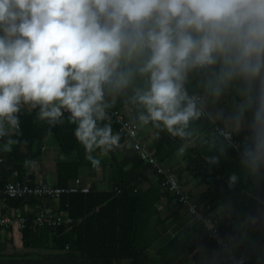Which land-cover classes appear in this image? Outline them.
<instances>
[{"label": "trees", "instance_id": "16d2710c", "mask_svg": "<svg viewBox=\"0 0 264 264\" xmlns=\"http://www.w3.org/2000/svg\"><path fill=\"white\" fill-rule=\"evenodd\" d=\"M150 57L151 51L146 47L133 48L131 45L125 47L109 81L102 85L103 100L99 106L120 110L126 119L133 123L138 124L139 118L142 117L144 125H153L158 131V138L150 150H155L153 155L159 162L167 164L177 151L183 149L188 167L193 166L199 170L204 180L209 183L210 190L214 192L207 205L209 209L202 211L198 204V213L203 217L213 216L219 221L220 236L232 247L237 257L250 258L246 264H264V226L258 228L252 224V219L264 209V166L251 160L248 153L251 151L244 152L237 134L232 132L236 146L232 141L219 136L215 128L222 125L203 115L201 106L193 98L203 90L230 92L244 106L246 114L259 112L264 126V54L259 58L253 57L247 66L238 58L235 50L213 53L212 63L209 64L199 65L189 62L182 70L180 79L185 84L187 93L180 87L181 99L177 111L191 107L194 114L186 124H178L171 130L162 122L153 121L139 100V97L151 88V73L143 71ZM196 76L205 79L204 83L215 79L218 82L217 89L205 88L204 84L197 86ZM19 108L20 111L16 114L19 117V132L15 131V134L10 136L17 141L11 146L12 157L19 150L20 141L29 143L40 141L44 135L52 133L61 143L63 152L77 151L80 157V163L77 165L84 163L92 165L89 160V163L84 160L85 149L74 136L76 125L70 122V113H64L60 118L62 122L52 124L46 119H40L41 106L38 104L31 112L23 103ZM132 112L138 114L139 118L133 120L129 116ZM99 116V113H94L93 118L97 119ZM97 124L98 127L110 125L113 134L119 136L118 144L113 146L111 154H114L120 145L129 141L128 135L120 132L119 126L112 123L110 118L100 117L97 119ZM253 135L255 145L259 148L264 147V127L254 131ZM192 140L196 143L187 146L186 142ZM0 150H3V145ZM132 150L133 155L130 156L129 162L118 161L116 158L110 161L113 181L117 188L121 189L119 194L114 190L62 196L56 201L61 202L62 211H69L75 223L70 227L60 226L56 229L30 226L22 231L25 246L32 248L52 246L46 240L53 231L55 242L53 246L57 250L69 246L71 252L87 256L91 260H128L129 264H143L144 259L147 258V249L160 237L159 227L166 221L161 216L159 204L169 196L174 204L180 207L183 205L178 202L177 197L164 188V177L158 174L152 165L144 162L133 147ZM95 151L91 153L92 156ZM257 154L264 156V150L257 151ZM128 166L130 169L127 170ZM149 168L156 175L151 187L146 192L134 191L131 187L135 178L132 171L137 169L148 171ZM66 171L60 166L58 174L60 187L66 186L69 175L73 176L72 171ZM232 177L235 179L233 180ZM178 180L182 185L179 177ZM214 199L227 205L228 218L221 219L219 215L211 213ZM27 200L33 203L37 199H7V202L12 206L20 207L21 203ZM97 207L98 210L94 211ZM28 217L32 220L35 215ZM81 218L84 220L79 222ZM200 230H205L212 239L202 220L196 219V223L181 237H174L158 251L160 262L175 264L182 256L189 253L192 250L193 238ZM242 234L247 239L237 243L238 236ZM212 241L219 249L218 261H220L221 248L214 239ZM245 246V251L239 252Z\"/></svg>", "mask_w": 264, "mask_h": 264}, {"label": "clouds", "instance_id": "9594fccd", "mask_svg": "<svg viewBox=\"0 0 264 264\" xmlns=\"http://www.w3.org/2000/svg\"><path fill=\"white\" fill-rule=\"evenodd\" d=\"M0 28V137L8 134L5 120L19 132L21 101L41 105L40 119L52 124L66 109L95 167L100 161L91 153L118 144L97 119L102 85L125 47L151 50L143 69L151 88L139 100L171 130L194 114L177 111V81L189 62L209 64L213 53L235 50L247 66L264 54V0H0ZM15 143L8 138L3 150Z\"/></svg>", "mask_w": 264, "mask_h": 264}, {"label": "crops", "instance_id": "0c3cea01", "mask_svg": "<svg viewBox=\"0 0 264 264\" xmlns=\"http://www.w3.org/2000/svg\"><path fill=\"white\" fill-rule=\"evenodd\" d=\"M227 93L230 95L229 99L232 107L227 111L221 109L218 110V107H215L212 112H209L203 106L200 94H197L196 96L200 99L199 103L203 110V115L209 116L215 123H218L228 131L237 134L240 147L244 152L251 151L248 152L251 160L254 163H262L264 166V156L257 154V151L264 150V147L259 148L255 145V138L253 135L254 131L264 127L262 118L259 117V115L258 117H255L259 112L246 114L244 112V106L237 100V98L230 92ZM22 103L30 112L33 111L37 105L31 103L25 104L23 101ZM129 116L132 117L133 120L139 118V115L134 112ZM138 122L141 127L139 131V139L147 146L149 151L153 153L155 150H150V148L156 143L158 131L153 125H144L143 120H138ZM6 129L8 134L4 137L3 145L10 136L15 134V130L11 129L8 124ZM203 137L204 135L202 138ZM194 143H196V141L192 140L186 142V145L191 146ZM132 155V141L129 140L127 143L120 145L119 148L114 151V154H111V152L104 154L97 149L93 154V157L98 159L100 163L95 167L93 165H86L85 163L77 165L80 163V157L77 151L63 152L61 143H59L57 137L52 133H47L40 141L31 143L24 140L20 141L19 150L14 157H12L10 151L6 152L0 150V156L3 158V162L0 163V188L13 182H20L29 186L42 184L58 186L60 183L58 174L60 172V166H62L64 170H67L66 172L72 171L71 173L73 174V176L69 175L67 177L66 186L74 185L77 180H80L81 185L90 187L93 192H112L117 186L113 181V171L110 166L111 159L116 158L118 161L129 162L130 156ZM84 160L85 162L88 161L86 157ZM166 165H169L174 173L180 178L184 192L189 194L193 200L200 205V209H203L202 211H204V209H209V206L207 205L210 203L211 194L214 192L210 190L209 183L207 180L203 179L204 176L198 172L199 170L195 169L193 166L188 167V160L186 159V153L184 150L181 149L177 151L171 161ZM126 169H130V166ZM152 171L151 168H149L148 171L142 169L133 170V178H135L133 184H131L132 189L134 191L141 190L146 192L156 179V175L153 174ZM226 206L225 203H220L217 199H214L212 202L213 212L211 213L213 215H219L221 219H226L228 218ZM159 208L161 210L162 218L166 219V221L159 227L161 232L160 237L147 249V258L144 259L143 264H162L160 262V257L157 254L158 251L174 237H181L188 228L196 223V218L193 216L191 217L188 214L187 208L185 206L180 207L174 204L172 198L170 199L169 196L159 204ZM42 209L53 212L62 211L61 202L50 199H37L32 203L31 200H27L21 203L20 207H16L9 204L7 199L0 201V217L17 214L34 216ZM97 210L98 207L94 209V211ZM263 214V212L258 214V216L260 215V219H262ZM83 220L84 218H81L79 222ZM252 224L259 228L263 222L260 226H257L253 222ZM1 236L0 264L130 263L128 260H91L87 256L71 252L69 246H65L62 250H57L55 246H53L55 245L53 231L52 235L46 240L48 244L52 246L46 248L26 247L24 244L23 233L16 229H4L1 231ZM246 239V236L242 234L238 236L237 243ZM192 244V250L182 256L175 264H214L218 261L219 249L212 239L209 238L205 230L197 232L193 238ZM245 249L246 246L241 248L239 252L243 253Z\"/></svg>", "mask_w": 264, "mask_h": 264}, {"label": "built area", "instance_id": "2783aa9c", "mask_svg": "<svg viewBox=\"0 0 264 264\" xmlns=\"http://www.w3.org/2000/svg\"><path fill=\"white\" fill-rule=\"evenodd\" d=\"M177 83L187 93L181 80L177 81ZM193 98L200 105L199 97L195 95ZM100 108L103 113L102 117L110 118L112 123L119 126L120 132L128 135L129 140L132 141L133 149L137 152L140 158L147 164L152 165L157 170L158 174L164 177V188L170 194L177 197L178 202L187 208V212L191 217L193 216L197 220H202L205 229L209 232L210 237L214 239L217 245H219L221 248V259L215 264L229 262L231 264H246L250 258L237 257L232 247H230L224 238L220 236L219 221L213 216L203 217L198 213V204L189 194L184 192L183 187L180 184L173 169L167 166L165 163L159 162L153 153L149 151L147 146L139 139L140 126L127 120L123 112L120 110H111L103 107ZM61 111L63 113H68L66 109H61ZM3 124L5 128H7L6 120L3 121ZM215 130L219 136L224 137L228 141H232L235 146L237 145V143L233 140L234 137L232 132L221 126H216ZM3 140L4 137H0V144ZM2 162L3 158L0 156V163ZM90 191V187L81 185L80 180H77L74 185L65 187L54 186L51 184L29 186L20 182H13L8 183L4 187L0 188V201L4 199L17 200L24 198L59 200L64 195L76 193L87 194ZM115 191L119 194L121 189L116 188ZM73 223H75V219L69 214L68 210L53 212L42 209L32 220L28 216L21 214L5 215L0 217V247L2 243L1 231L4 229H16L22 232L30 226L56 229L60 226L70 227Z\"/></svg>", "mask_w": 264, "mask_h": 264}, {"label": "rangeland", "instance_id": "374dc122", "mask_svg": "<svg viewBox=\"0 0 264 264\" xmlns=\"http://www.w3.org/2000/svg\"><path fill=\"white\" fill-rule=\"evenodd\" d=\"M0 36H4V32H3L2 28L0 29ZM196 77H197V80H196L197 86H201L202 84H204L205 88H208L211 90L217 89L218 82L215 79H212V82L208 81V82L204 83L205 79H203L201 76H196ZM200 97L202 100L201 103L209 112L214 111L215 107H218V110L221 109V110H226V111L232 107V104H231L230 99H229L230 95L227 92H217V91L208 92V91L203 90L202 93H200ZM258 115H259V117H261L259 113H257L255 115V117H258ZM141 120H143L142 117L139 118V121H141ZM3 142L4 141H2V143L0 144V148L3 145ZM203 179H204V177H203ZM260 211L261 212H259L258 214H260L262 212L264 213V209H261ZM252 222L254 224H256L257 226H260L262 224V222H263L262 225H264V214H263L262 219H260V215L259 216L256 215L252 219Z\"/></svg>", "mask_w": 264, "mask_h": 264}]
</instances>
